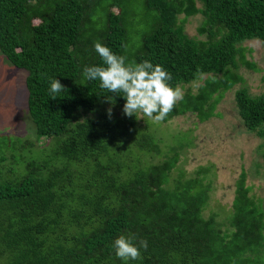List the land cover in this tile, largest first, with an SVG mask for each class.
Here are the masks:
<instances>
[{"label":"trees","instance_id":"1","mask_svg":"<svg viewBox=\"0 0 264 264\" xmlns=\"http://www.w3.org/2000/svg\"><path fill=\"white\" fill-rule=\"evenodd\" d=\"M198 14V35L189 36L184 22ZM253 38L264 41V0H0V51L28 71L38 136H0V264H122L111 245L129 232L148 241L133 264H264V206L245 171L232 229L223 231L203 213L210 166L181 169L192 142L167 151L157 134L186 113L212 118L222 95L243 82L237 56L254 68L240 46ZM96 42L128 63L162 64L174 87L202 83L162 121L142 123L123 113V97L84 78V66L101 64ZM53 77L66 88L57 98L47 92ZM235 103L264 144V92L236 89ZM261 156L264 163V147Z\"/></svg>","mask_w":264,"mask_h":264},{"label":"rangeland","instance_id":"2","mask_svg":"<svg viewBox=\"0 0 264 264\" xmlns=\"http://www.w3.org/2000/svg\"><path fill=\"white\" fill-rule=\"evenodd\" d=\"M202 21L200 14L189 17L184 22L186 33L197 36V27ZM240 46L244 48L246 60L254 68L242 65L241 57L237 56V71L242 75L243 82L222 95L212 118L200 122L195 115L186 113L162 122L157 128L163 150L169 151L171 147L192 142L182 151L181 169L190 172L200 165L210 166L204 181H210L212 185L203 213L205 217L214 214L223 231L232 229H227V222L232 214L235 182L242 171L246 173L251 195L264 206L263 139L242 125L235 103L236 89L245 88L252 96L264 92V41L248 39ZM27 74L26 69L14 66L0 51V136L5 134L38 139L27 109ZM203 77L178 88L182 93L195 92ZM145 119L142 118V123H146Z\"/></svg>","mask_w":264,"mask_h":264},{"label":"clouds","instance_id":"3","mask_svg":"<svg viewBox=\"0 0 264 264\" xmlns=\"http://www.w3.org/2000/svg\"><path fill=\"white\" fill-rule=\"evenodd\" d=\"M94 49L101 64L84 66L82 74L86 80L99 81V88L107 93L123 97L122 111L126 116L147 117L154 123L160 122L183 99L181 89L170 83L172 75L162 64H154L149 59L128 63L124 55L113 52L100 42L94 44ZM47 92L50 98H57L66 92V88L53 77L49 80ZM114 96L108 100L114 102ZM107 113L111 115L110 108ZM111 246L122 264H133L142 262L141 250L148 248V241L129 232L115 237Z\"/></svg>","mask_w":264,"mask_h":264}]
</instances>
